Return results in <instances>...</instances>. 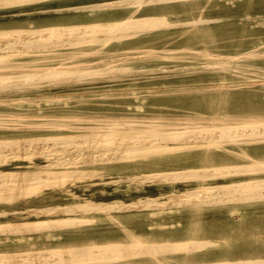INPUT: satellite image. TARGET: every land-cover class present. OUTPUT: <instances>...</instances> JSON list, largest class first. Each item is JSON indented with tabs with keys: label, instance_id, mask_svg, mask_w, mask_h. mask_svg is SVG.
I'll list each match as a JSON object with an SVG mask.
<instances>
[{
	"label": "rangeland",
	"instance_id": "374dc122",
	"mask_svg": "<svg viewBox=\"0 0 264 264\" xmlns=\"http://www.w3.org/2000/svg\"><path fill=\"white\" fill-rule=\"evenodd\" d=\"M152 16L175 25L138 31L130 24ZM93 26L100 29H88L85 34L67 29ZM38 32L56 40L82 36L101 41L27 52L18 65L0 70V77L77 76L0 89V143L28 138L66 140L92 133L137 138L199 130L218 133L223 127L264 122V0H0V43L11 36L25 38ZM214 141L199 139L170 146L162 155L86 165L101 169L93 186L56 187L43 190L36 198L0 204V212H11L0 215V226L7 228L22 221L39 226L50 223L47 219L52 218L36 209L64 207L83 196L97 204L168 200L154 208L91 213L88 216L96 221L84 226L0 235V253L33 254L111 243L165 252L156 256L138 253L127 260L98 264L264 260V199L204 203L196 197L198 206L176 203L187 193H200L203 200V189L209 186L264 179V138ZM39 163L41 160L25 159L4 168L33 171L39 169ZM219 166L235 173L203 179L172 180L168 176V180L152 179L154 182L129 181L160 173L211 171ZM63 170L82 169L70 165ZM16 211L27 216L14 215ZM51 215L67 214L54 211ZM175 240L227 245L171 254Z\"/></svg>",
	"mask_w": 264,
	"mask_h": 264
},
{
	"label": "bare ground",
	"instance_id": "6f19581e",
	"mask_svg": "<svg viewBox=\"0 0 264 264\" xmlns=\"http://www.w3.org/2000/svg\"><path fill=\"white\" fill-rule=\"evenodd\" d=\"M130 24L136 27L138 31L142 30L143 28H150L155 30L157 28H166L175 25L172 22H164L159 17L154 16L133 20L132 22H130ZM49 28V30L52 29L51 27ZM67 29L74 34H85L88 29H90L91 31H98L100 28H98L97 26H93L92 28L67 27ZM4 37L2 35V38ZM80 37L81 38L77 37L78 39L74 40L70 39V41H65L63 39L56 40L46 37L45 35L41 34V32L32 34V36L25 38H21L19 36H11V38L8 37L9 39H4V41L0 43V60L2 59L0 63L3 62L0 66V70L8 69L11 66L15 67L16 65H18V59L23 57L27 52H44L56 48L60 49L63 46L68 47L69 45H96L101 41V38H97L96 40H85L82 39V36ZM74 76L77 77L76 74H31L25 76L0 77V89L9 88L20 84L30 85L38 82L67 79ZM17 119L20 118L18 117ZM216 133L217 132L215 130H199L191 133L172 132L166 134L160 133V135H156L155 137L151 136L152 138H137L133 135L130 136L127 134L119 135L117 137H111L106 133H92L84 137L66 140L53 137L28 138L24 140L3 142L0 143V204L25 201L28 199L36 198L41 195L43 190L56 187L67 188L69 186H93L94 184H96V179L101 176L102 172L99 168H94L91 166L86 167V165H99L104 163L131 161L151 155H162L166 154L170 150V146H183V143L188 144L189 142L199 139L206 140L209 143L213 142L216 139L255 141L260 138H264V122L246 123L237 126L223 127L220 128L217 135ZM116 141L122 143L123 146H132L133 144H140L139 146H144L142 143H147V146L153 147L145 149L117 147L118 145L113 144V142ZM25 159H31L34 161L41 160V163H39L38 165L39 169L33 171H19L4 168L8 165L15 164L18 161ZM70 165H79L82 170L80 172H68L63 170V168ZM249 171L254 172L253 170ZM234 173L235 171L231 170L230 168L219 166L215 167V169L211 171H207V168H201L199 170L186 171L184 173H160L155 175L154 177L140 176L129 179V181L148 182L149 180L153 181L154 179L161 181L168 180V176L172 180L190 179L194 177H200L203 179L207 177L226 176ZM90 176L94 179L91 180ZM203 192L204 194L201 192L203 200H201L200 193L199 195L187 193L185 195L183 194L184 196L179 201H176V203L195 206L197 205L195 201L196 197H199L200 202L204 201V203H224V201H230L231 203L239 201L241 202L248 199H264V179L246 180L235 182L232 184H219L216 186H209L206 188V190L203 189ZM173 203H175V201ZM166 204H168V200L166 199L153 201L143 200L134 202L118 200L117 202L97 204L90 201L88 198H86V196H83L80 197L79 202L64 204V207L50 206L36 209L38 212L46 213L48 217L52 218L47 219L48 221H50V223H45L39 226L34 223H29L30 221L15 222L14 224L8 225L7 228H2L0 226V235L12 234L15 232L37 231L43 228L79 227L96 221V218L88 216V214L91 213H110L120 210H133L134 208H138L139 206L142 208H151L153 206L154 208L155 205L162 206ZM54 211H63L67 215L81 214V216H76L74 218H70L71 216L67 215L52 216L51 213H53ZM0 215H11V212L1 211ZM14 215H20L24 217L27 216L24 212H18ZM224 245L227 244H218L217 242L207 244L196 243L189 240H175L170 245L172 251H169V253H189ZM163 252L165 251L160 250L156 253L151 250L150 247H144L140 250L138 247H134L131 245L114 246V244L105 243L71 247L66 251L49 249L43 250L40 253L33 254L28 253L27 251H6L0 253V264H98L116 262L118 260H127L137 257L138 253L156 256L158 254H162ZM209 264H264V260L236 259L228 261H218Z\"/></svg>",
	"mask_w": 264,
	"mask_h": 264
}]
</instances>
